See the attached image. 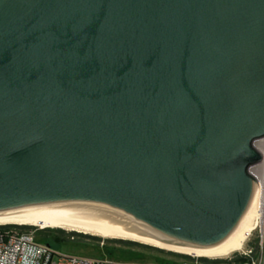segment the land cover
I'll use <instances>...</instances> for the list:
<instances>
[{
    "label": "water",
    "instance_id": "obj_1",
    "mask_svg": "<svg viewBox=\"0 0 264 264\" xmlns=\"http://www.w3.org/2000/svg\"><path fill=\"white\" fill-rule=\"evenodd\" d=\"M264 138V0H0V214L235 242Z\"/></svg>",
    "mask_w": 264,
    "mask_h": 264
},
{
    "label": "bare ground",
    "instance_id": "obj_2",
    "mask_svg": "<svg viewBox=\"0 0 264 264\" xmlns=\"http://www.w3.org/2000/svg\"><path fill=\"white\" fill-rule=\"evenodd\" d=\"M255 149L261 155V160L258 164L250 168V172L256 177V198L253 215L244 229L243 233L239 238L223 247L214 248H202L185 245H177L173 243L164 242L162 240L150 239L140 237L136 235L121 233L109 229H104L84 223H78L73 221L61 220L50 217L32 216L33 211L30 215H18L15 214H0V225L2 224H16V225H27L36 226L38 228H59L67 231L81 232L84 234H91L101 238L109 239H128L137 241L143 244L151 245L160 249L172 251L179 254L191 255L194 257L201 258H223L234 252L241 250L245 244L247 237L254 231L259 225L264 222V139L255 141Z\"/></svg>",
    "mask_w": 264,
    "mask_h": 264
},
{
    "label": "built area",
    "instance_id": "obj_3",
    "mask_svg": "<svg viewBox=\"0 0 264 264\" xmlns=\"http://www.w3.org/2000/svg\"><path fill=\"white\" fill-rule=\"evenodd\" d=\"M253 177L257 181L254 175ZM255 230H257L255 247L248 246L235 252L239 253V257L234 256L235 253H232L223 258H214L210 264H264V222ZM69 239L74 240V237L70 236ZM104 244V240L102 239L99 242V246L103 248ZM0 264L126 263H116L106 258H88L65 254L55 250L48 243L37 240L34 228L25 227L24 225L2 224L0 225Z\"/></svg>",
    "mask_w": 264,
    "mask_h": 264
},
{
    "label": "rangeland",
    "instance_id": "obj_4",
    "mask_svg": "<svg viewBox=\"0 0 264 264\" xmlns=\"http://www.w3.org/2000/svg\"><path fill=\"white\" fill-rule=\"evenodd\" d=\"M264 139V138H261ZM257 139L255 141H258ZM254 142V147H255ZM23 226V225H22ZM25 227L34 228L36 230V239L47 242L55 250L81 257L88 258H106L116 263H150L154 261V257H161L165 255L186 257L191 260L204 259V262H211L212 259L194 257L191 255L179 254L172 251L160 249L151 245L143 244L137 241L128 239H109L101 238L91 234H84L81 232L67 231L59 228H38L36 226ZM70 236L74 240H70ZM257 238V230L252 231L250 237L246 239L244 247H255ZM104 240V247L99 246V242ZM235 253V252H234ZM239 253L234 256L239 257ZM202 262V264L204 263Z\"/></svg>",
    "mask_w": 264,
    "mask_h": 264
},
{
    "label": "crops",
    "instance_id": "obj_5",
    "mask_svg": "<svg viewBox=\"0 0 264 264\" xmlns=\"http://www.w3.org/2000/svg\"><path fill=\"white\" fill-rule=\"evenodd\" d=\"M135 264H202L199 260H191L186 257H178V256H170V255H163L161 257H154V261H151L150 263H135ZM203 264H210L203 263Z\"/></svg>",
    "mask_w": 264,
    "mask_h": 264
},
{
    "label": "trees",
    "instance_id": "obj_6",
    "mask_svg": "<svg viewBox=\"0 0 264 264\" xmlns=\"http://www.w3.org/2000/svg\"><path fill=\"white\" fill-rule=\"evenodd\" d=\"M47 243V242H46ZM239 260H243V259H239ZM199 261L200 262H204V261H206V260H204V259H199ZM204 263H207V262H204Z\"/></svg>",
    "mask_w": 264,
    "mask_h": 264
}]
</instances>
